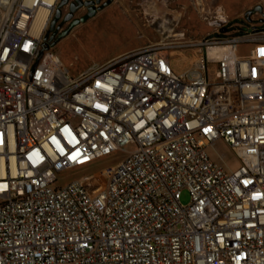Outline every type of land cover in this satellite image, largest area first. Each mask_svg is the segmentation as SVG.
I'll return each mask as SVG.
<instances>
[{
    "label": "built area",
    "instance_id": "2783aa9c",
    "mask_svg": "<svg viewBox=\"0 0 264 264\" xmlns=\"http://www.w3.org/2000/svg\"><path fill=\"white\" fill-rule=\"evenodd\" d=\"M59 1L0 0V264H264V15L73 75L41 49Z\"/></svg>",
    "mask_w": 264,
    "mask_h": 264
},
{
    "label": "rangeland",
    "instance_id": "374dc122",
    "mask_svg": "<svg viewBox=\"0 0 264 264\" xmlns=\"http://www.w3.org/2000/svg\"><path fill=\"white\" fill-rule=\"evenodd\" d=\"M155 3L156 9L153 8ZM263 3V0H110V4L102 11L72 28L61 19L58 25L55 23L51 33L48 29L50 22L55 19L54 11L41 49L54 52L75 75L91 63H103L145 45L196 40L213 34L216 29L219 33L237 34L259 17V12L247 14V11ZM57 8L60 7L57 5ZM78 13H83V9ZM219 19H225L226 22H219ZM58 28L61 30L58 31ZM63 31L67 33L59 37ZM238 50L243 52L245 48L241 46ZM167 52L172 54L176 67L180 68L191 61L197 50L176 51L168 47ZM215 149L224 154L231 168L239 165L238 156L225 144L217 142ZM207 152L219 162V156L212 148H207ZM123 157L122 151H115L65 170L58 175L57 184L82 179ZM180 201L184 205L189 203L190 197L186 190L181 192Z\"/></svg>",
    "mask_w": 264,
    "mask_h": 264
},
{
    "label": "flooded vegetation",
    "instance_id": "af4514ba",
    "mask_svg": "<svg viewBox=\"0 0 264 264\" xmlns=\"http://www.w3.org/2000/svg\"><path fill=\"white\" fill-rule=\"evenodd\" d=\"M109 4L110 0H66V3L59 8L60 15L58 18H56L55 23L58 25L60 20L62 19L64 20V23H68L69 27L72 28L80 23L85 22L88 18L95 16ZM71 7L72 10H70ZM81 9H83V13H78ZM56 10L57 6L54 11ZM89 12H92V15H88ZM67 15L69 16V18L65 20L64 17H66ZM55 23L54 27L56 25ZM53 29L50 31L51 33L53 32ZM58 29V31L61 30V28Z\"/></svg>",
    "mask_w": 264,
    "mask_h": 264
},
{
    "label": "water",
    "instance_id": "95a60500",
    "mask_svg": "<svg viewBox=\"0 0 264 264\" xmlns=\"http://www.w3.org/2000/svg\"><path fill=\"white\" fill-rule=\"evenodd\" d=\"M65 3H66V0H60V2L58 4V7L62 6ZM263 6H264V3H263V5H256L252 10L247 11V14H250L251 12L257 11V12L262 13L264 15ZM70 10H72V7L70 8ZM59 15H60V10H59V8H57L56 13H55V19L50 22V26H49V29H48L49 31H51L53 29L55 20H56V18L59 17ZM88 15H92V12H89ZM68 18H69L68 15L66 17H64L65 20H67ZM66 33H67V31H63L59 35V37L65 35Z\"/></svg>",
    "mask_w": 264,
    "mask_h": 264
},
{
    "label": "bare ground",
    "instance_id": "6f19581e",
    "mask_svg": "<svg viewBox=\"0 0 264 264\" xmlns=\"http://www.w3.org/2000/svg\"><path fill=\"white\" fill-rule=\"evenodd\" d=\"M153 8H155L156 9V3L155 4H153ZM157 13V12H156ZM209 26H211V24L209 23ZM52 55H54L55 57H56V54L55 53H52ZM58 58V57H57Z\"/></svg>",
    "mask_w": 264,
    "mask_h": 264
}]
</instances>
